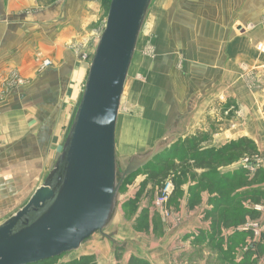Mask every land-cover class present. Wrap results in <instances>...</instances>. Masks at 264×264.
<instances>
[{
    "label": "rangeland",
    "instance_id": "rangeland-1",
    "mask_svg": "<svg viewBox=\"0 0 264 264\" xmlns=\"http://www.w3.org/2000/svg\"><path fill=\"white\" fill-rule=\"evenodd\" d=\"M89 1H92V4L97 2L96 4L99 6L98 21L89 28L92 30L93 35L89 38L85 36V40H80V38L71 39V45H69L75 51L74 54L78 62L84 66L78 93L69 100L63 98V84H53L44 88L35 87L40 91V96H30L31 98L25 104L20 103V107L13 105L10 108V111L14 114L17 113L19 119L23 121V125L20 127L22 132L19 136L18 134H11V132L14 133V130L7 127L8 120L2 118V114H5L7 109L0 111V117L2 116L0 118V223L22 208L42 183L56 159L55 154L64 142L75 109L81 99L80 94L89 68L88 62L83 61L82 56L85 54L90 57L93 56L95 45L106 20L107 9L104 4L106 0ZM145 18L146 20L140 32L141 36L137 43L136 58L141 57L145 61L148 72L149 70H157L156 73L160 74L159 59L165 49L171 47L173 50H178L177 47H179L182 52H179L173 61L176 66V74L173 77L175 82L179 79L180 83L181 81L185 84L190 83V87L193 89L203 81L209 84L210 81L206 73L211 72L212 74L214 72L215 77H213V80L216 86L215 91H217L216 102L212 109L214 122L219 123V126H221V133L224 134L225 131H229L228 133L232 136L231 131L237 122L239 106L236 104L235 97L227 93V90L231 93L232 89L230 87L234 86V91L247 83L256 91L257 88L264 89V66L260 68L257 65L261 63L259 62L261 57H264V51L262 50L264 47L262 36L264 34V0H152ZM194 23L196 24V30H194ZM195 36H197V43L189 42V39ZM185 37L187 39L185 45L183 43L181 46L176 47L172 40L169 41L170 38L180 39ZM239 38H241L240 41ZM168 42L171 44L170 46H168ZM238 42L245 45V49L241 45V49L244 50L241 53L238 50ZM232 46H234V49H232ZM228 47H230V55H228ZM233 50H236V52ZM212 55L214 58H211ZM43 61H48L49 65L43 66ZM40 66V71H44L51 66V60L43 59ZM65 69H63L64 73H66ZM161 70L162 73L165 72L162 66ZM171 72L172 70L168 72V77ZM202 72L205 77H202ZM7 74V72L0 74V103H4L5 97L10 92L16 91L18 93L22 88L29 85L28 80L16 71L17 79L21 78L19 81L21 83L18 85L20 87L14 88L8 85L11 78ZM127 79L126 87L133 79L142 87L149 82L145 72L143 74L130 72ZM14 82L16 83V81ZM161 85L162 82L159 79L158 82L153 84L156 88ZM173 89L175 96L177 92L174 86ZM41 90L45 93H41ZM158 90L160 91L162 88H158ZM140 91H144V88ZM157 94L159 96L158 101H160V98L166 100V92H158ZM149 97L151 99L153 96ZM26 107H29L31 111L28 110V112L30 113L26 112ZM21 108L24 110L20 111ZM119 109L116 151L119 157L127 160L128 153L147 149L145 147H152L153 140L156 141L155 138L158 139L166 130L165 124L160 125L158 123L157 125L149 124V128L147 127L146 132H143L138 128V120L143 117L145 121H152L151 119L160 121L165 119V115H162L163 111H157L156 113L149 111L146 113H150V115H143L144 112L128 99L127 94L123 96ZM181 112H184V109ZM151 115L154 118H149ZM230 118H234V121ZM230 127L233 129H230ZM211 130L216 131L215 128ZM203 135L205 136V133L200 136L203 137ZM242 138L230 140L229 143ZM257 139H264V136L257 137ZM181 142V138L178 136L173 144L162 152L163 154L158 157L156 162H152L150 165V168L154 166L158 168L162 161L168 159V168H171V165H176V167L169 169L166 176L160 178L157 182H153L148 179L147 169H143L124 182L119 191V201L111 223L115 220H121V226L128 232L133 230L142 233L144 238H149L146 241H148L151 249L159 248L156 245L166 231L163 226L166 225L168 228H172L173 223L179 222L177 216L204 215L203 217H208V209H205L207 202L210 203L211 198L215 201L220 196L215 190L210 189L209 181H204L202 186H198V181H200V177L204 172H194L196 177L191 178L192 172L190 170L188 172L185 167L181 166L180 155L183 154L181 152ZM58 143H60L59 147L56 145ZM253 143L256 148V142ZM173 152H176V154H173ZM122 159L120 160L121 165L124 166L125 160ZM234 163L248 171V178L254 172L261 171V175L255 179V182L246 189H240V192L250 191L251 189L264 192V169L261 166L260 151L253 153V155L252 153L244 154L241 159ZM234 163L231 165H234ZM226 168L222 166L217 170L216 180L220 175L230 174L231 171H227ZM188 181L190 183L196 182V186L193 189L191 185L187 187ZM251 185L253 186L251 187ZM166 186H168L169 193L165 200L160 202V195ZM210 194H213V196L205 197ZM190 195L191 197H189ZM210 205L212 208L211 203ZM243 205L252 207L260 213V216L257 219H251L244 224L232 227L233 230L237 228L236 231L250 233V236L245 237V239L242 238L238 243L239 245L233 248V260L237 262L239 258L245 256L249 259L245 264H258L259 260L262 264L264 253L259 256L252 254L246 257V255L248 251L251 252L253 247L256 249L258 243L262 242V249H264V240H262L264 236V199L251 205L244 201ZM196 208L198 214L194 212L193 214L192 210ZM209 222L210 228L211 218ZM111 223L110 226H106L104 232L112 235ZM209 231H212V229L210 228ZM209 234V232L206 233V236L203 237L204 240H209ZM120 236V233L112 235L117 244L120 245L115 247L104 235L96 232L85 239L78 250L61 254L55 259L40 264H121V260L129 257V255H126L131 254L129 253L131 251L136 253L135 255L131 254V256L138 257L139 255L138 258L144 260L141 257L144 252L142 250H146L148 245H145L144 241H139V244L135 243L133 244L134 247L128 248L125 246L126 242L119 241ZM194 238L198 239L199 236L194 234ZM186 239L189 240V237ZM216 250V252L213 250V254H215L217 260H227V258H223L217 248ZM216 258L215 263L218 264ZM196 259L199 263V260H202L201 254L196 253ZM147 261L149 262V260ZM149 264L152 263L149 262Z\"/></svg>",
    "mask_w": 264,
    "mask_h": 264
},
{
    "label": "crops",
    "instance_id": "crops-1",
    "mask_svg": "<svg viewBox=\"0 0 264 264\" xmlns=\"http://www.w3.org/2000/svg\"><path fill=\"white\" fill-rule=\"evenodd\" d=\"M96 3L92 4V1L88 2V0H0V74H4L10 68H14L29 82V85L22 88L20 92H10L5 97L6 100L4 103H0V111L7 109V112L2 114L3 117H1L4 120L5 118L8 120L7 127L14 130V133L11 132L12 135L18 134L19 136L21 134L22 128L20 127L23 125V121L19 119L17 113H12L10 108L13 105L20 107V103L25 104V102H28L29 98H31L30 96H40V91L35 87L44 88L50 87L53 84H63V98H68L69 100L78 93L84 66L78 62L74 54L75 51L69 45H71V39L80 38V40H85V36L88 38L90 36L92 37V30L89 28L93 23L98 21L99 17V6ZM194 30H196L195 23ZM262 36L264 38V34ZM241 38L243 39V37ZM241 38L238 40L240 41ZM171 40L175 43L176 47L181 46L183 43L185 45V42H187L186 37L180 39L170 38L169 41L171 42ZM192 41L196 44L197 36L189 39V42ZM170 45L169 43L168 46ZM241 45L245 49L244 43L240 44L238 42V50L240 53L244 51L241 49ZM230 47H228V55H230ZM233 47L232 49H234ZM177 48L178 50H173L171 47L167 48L161 55L159 59L160 74L156 73L157 70H149L148 72V66H145V61L141 57L136 58L137 50L134 54L129 73L143 74L145 72L149 82L142 87L133 79L128 84V87L125 84L123 96L127 94L128 99L134 102L144 112L143 115H150V113H146L149 111L154 113L163 111L162 115H165V119L160 121H154L153 119H151L152 121H145L141 117L137 123L139 124L138 128L146 132L149 124L157 125L159 123L160 125L165 124L166 130H168L173 124L177 123L179 129L182 130L178 135L181 141L184 143L185 139L192 137L198 138V140H202L199 145V149L201 150H219L223 145L229 143L230 140L245 137L256 142L257 151L261 152V166L264 169V139H257V137L264 136V89L260 90L257 88L258 90L256 91L255 88H251L249 83H247L234 91V86L230 87L232 89L231 93L227 90V93L235 97L236 104L239 108L236 118L237 122L235 121L236 123L233 126L234 129L230 127V129H233L231 131L232 136L228 133L229 131H225L223 134L220 132L221 126H219V123L216 124L214 122L215 118L212 110L216 102L217 93L213 80V77H215L214 72L212 74L211 72L206 73L210 81L209 84L203 81L198 87L195 86L194 89L190 87V83L185 84L183 81L180 83L179 79L175 82L173 76L176 74V66L173 61L179 52H182L179 47ZM233 51L236 52V50ZM211 58H214L213 55ZM43 59H50L51 66L44 71H40V63ZM259 62L261 63L257 65L260 68L263 67L264 57H261ZM161 66L165 71L164 73L161 72ZM64 68H66V73L63 71ZM171 70L172 72L168 77V72ZM202 77H205L203 72ZM158 79L162 82V85L158 87L162 88L160 91L153 86V84L158 82ZM171 83L177 92L175 96ZM142 88H144V91H140ZM158 92H166V100L160 98V101H158ZM41 93L45 92L41 90ZM149 96L153 97L150 99ZM182 109H184V112H181ZM23 110L21 108L20 111ZM25 110L28 112L30 109L26 107ZM179 110L180 112H178ZM149 118L154 117L151 115ZM118 119L116 125L118 124ZM169 119L170 121H168ZM230 119L234 121V118ZM210 126L213 129L215 128L216 131H212ZM117 127L118 125L116 126V130ZM202 133H205V136H200ZM178 136H175V140ZM155 140L157 139L155 138ZM154 142L153 140V144ZM59 144L56 145L59 147ZM145 148L148 149V147ZM60 149L61 147L55 154V157ZM147 149L130 152L126 158L135 153H143ZM117 156L119 159L121 158L119 155ZM224 167H227L226 170L231 172L238 168L236 163ZM189 168H191L190 171L195 174V177L196 173L194 172L201 173L205 171V168H193L191 164ZM189 181L187 182V187L191 185L193 189L196 186V182L190 183ZM208 196H213V194L206 195L205 197ZM205 209H211L210 203L207 202ZM196 211L197 208L192 210V213L198 214ZM203 216H177L179 217V222L173 223L172 228H168L166 225V227L163 226L166 228V231L162 234L161 239H159L156 245V247H159L158 249H151L148 241H146L149 238H144L142 233L134 232L133 230L128 232V230H125L120 224L121 220H115L113 223H111V220L107 226H110L111 223L112 233H120L121 239L119 241L126 242L125 246L128 248L134 247L133 244L135 243L139 244V241H144V244L148 245V248L142 250L144 252L141 254V257L144 260H149L152 264H216V256L213 254V250L215 252L217 251L216 247L212 246L208 242V239L197 242L195 240L197 238H194V234L199 237H204L207 232H211L209 231L210 218ZM236 229H223L222 235L226 237L232 232L234 233ZM188 237L189 240L186 239ZM133 252L131 251L129 253L135 255L136 253L134 252L133 254ZM196 253L201 254L202 260H199V263L197 262L198 258L196 259ZM131 254H127L126 256L129 255L130 257ZM129 257L121 260V264H129ZM138 257L140 256L138 255ZM241 260L242 258H239L237 262L234 260L219 261L216 258L218 264H224L225 262L226 264H245L241 263ZM258 264H261V260L258 261Z\"/></svg>",
    "mask_w": 264,
    "mask_h": 264
},
{
    "label": "water",
    "instance_id": "water-1",
    "mask_svg": "<svg viewBox=\"0 0 264 264\" xmlns=\"http://www.w3.org/2000/svg\"><path fill=\"white\" fill-rule=\"evenodd\" d=\"M152 0H109L81 99L48 174L22 208L0 223V264H31L78 250L104 235L122 182L154 160L182 130L177 123L143 153L116 155V122Z\"/></svg>",
    "mask_w": 264,
    "mask_h": 264
},
{
    "label": "trees",
    "instance_id": "trees-1",
    "mask_svg": "<svg viewBox=\"0 0 264 264\" xmlns=\"http://www.w3.org/2000/svg\"><path fill=\"white\" fill-rule=\"evenodd\" d=\"M108 3L109 0H106L104 3L107 10L109 6ZM201 142L202 140H198V138L195 137L185 139L184 143L182 141L181 152L183 154L180 155V163L182 164V167H185L188 170V172L189 170H191V168H189L190 164L193 168H205L204 173L200 177V181H198V186H202L204 181H209L210 189H213L218 194H220V196H218L217 194L218 200L215 199V201H213L212 198V201L210 200L212 208L208 210L207 216L211 218L210 228L212 229V231L209 234L208 242L220 251L223 258H227V260L232 261L233 248L239 245L238 243L242 238L245 239V237L250 236V233L244 231H236L224 237L222 235V230L236 227L237 225L244 224L248 220L257 219L260 216V213L258 211H256L252 207L250 208L244 206L243 202L247 201L248 203H250V205L252 203H259L262 201V199H264V192L262 190L256 189L240 192V189H246L248 186H250V184H253L255 182V179L261 175V171L258 170L254 172L253 175L248 178V171L239 165L240 167L234 169V171L230 172V174L220 175L218 177V180L215 179V176L217 174V170H219L220 167L233 164L235 161L241 159L244 154L252 153L253 155V153H256L257 151L254 147L253 141L247 138L235 140L234 142H231L228 145L219 148V150H201L199 149V145ZM174 153L176 154V152H173V154ZM162 154L163 153L158 155V157H160ZM158 157L149 162L147 165L143 166V168H141L140 170L130 174L122 182V187L124 182L129 180L131 176L143 169H147L146 172L148 173L149 180L157 182L160 178L166 176L169 173V169H174V167H176V165H171L172 167L168 168L169 160L165 159L164 161H162V164L158 166V168H156L155 166V168H150L151 163L156 162ZM193 177H195V174L192 173L191 178ZM195 240L198 242L204 240V238L202 236ZM262 240H264V236ZM224 243H226V245H224ZM116 245L113 246L116 247ZM115 247L113 248L115 249ZM253 248L251 249L252 253L248 251L246 257L252 254H256L257 256H259L260 254L264 253V249H262V242L257 244L256 249L255 247ZM241 258V263H246L247 261H249V259L245 258V256H242ZM51 259L55 258H50L31 264H40ZM128 261L129 264H149L147 260H143L135 256H131Z\"/></svg>",
    "mask_w": 264,
    "mask_h": 264
},
{
    "label": "built area",
    "instance_id": "built-area-1",
    "mask_svg": "<svg viewBox=\"0 0 264 264\" xmlns=\"http://www.w3.org/2000/svg\"><path fill=\"white\" fill-rule=\"evenodd\" d=\"M262 50L264 51V47L262 48ZM91 59H92V56L90 57L87 54H85L84 56H82V60L88 62V64L90 63ZM42 65L43 66H47V65H49V62L48 61H43ZM7 73H8L7 75L11 78V81L8 82V85L13 86L14 88L20 87L18 85H20V83H21V82H19L21 80V78L20 79H17L16 71L14 69H9L7 71ZM14 81H16V83ZM168 193H169L168 186H166L162 190V193L160 195V198H159L160 202L165 200V198L167 197Z\"/></svg>",
    "mask_w": 264,
    "mask_h": 264
},
{
    "label": "bare ground",
    "instance_id": "bare-ground-1",
    "mask_svg": "<svg viewBox=\"0 0 264 264\" xmlns=\"http://www.w3.org/2000/svg\"><path fill=\"white\" fill-rule=\"evenodd\" d=\"M141 35V34H140Z\"/></svg>",
    "mask_w": 264,
    "mask_h": 264
}]
</instances>
